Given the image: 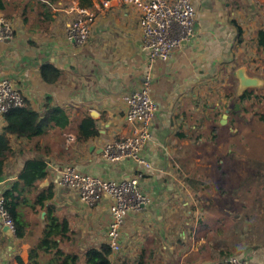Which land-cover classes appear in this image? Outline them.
<instances>
[{"label": "crops", "instance_id": "1", "mask_svg": "<svg viewBox=\"0 0 264 264\" xmlns=\"http://www.w3.org/2000/svg\"><path fill=\"white\" fill-rule=\"evenodd\" d=\"M101 1L90 0L87 8L94 11L95 20L88 41L80 47L66 39L78 0H2L0 10L14 29L10 41L0 42V76L40 116L51 108L65 114L63 127L51 123L33 137L10 136L13 154L5 164L11 170L0 178V194L16 180L26 159L43 160L47 176L39 189L53 187L52 212L67 222L69 239L74 237L81 255L77 264H86L89 249L107 245L110 201L104 196L94 207L86 206L74 191L57 186V171L71 165L83 175L114 181L143 174L134 163L110 164L102 155L106 144L131 133L122 97L139 89L146 73L141 15L117 0H106L107 7ZM193 2L201 18V34L152 67L151 96L157 111L151 140L142 150L151 169L140 180L149 203L126 216L120 250L108 257L110 264H217L233 256L264 264L263 250L249 251L244 242L237 248L228 232L225 235L227 224L223 226L220 217L228 215L230 179H217L222 187L216 190L209 180L180 175L183 154L194 151L197 159L203 138L210 137L216 108L223 109L221 122H225L228 102L252 89L239 90L237 70L264 81L256 70L259 66L252 63L254 54L264 56L257 45V32L264 30V0ZM42 70L50 78L54 71L59 76L44 81ZM86 118L94 121L97 135L80 140L79 127ZM4 126V119L0 120V133ZM204 187L211 193H203ZM216 201L222 202L221 213L212 210ZM206 211L212 225L204 223ZM189 214L192 226L186 222ZM44 215L40 213L42 221ZM31 229L23 239L1 231L0 264H19L18 258L28 264L29 250L39 241ZM201 229L216 235L209 238ZM39 257V264H47L40 253Z\"/></svg>", "mask_w": 264, "mask_h": 264}, {"label": "built area", "instance_id": "2", "mask_svg": "<svg viewBox=\"0 0 264 264\" xmlns=\"http://www.w3.org/2000/svg\"><path fill=\"white\" fill-rule=\"evenodd\" d=\"M140 11V27L143 37V50L147 53L146 73L139 89L122 97L126 104L125 121L131 133L106 144L103 158L110 164L129 161L143 174L151 169V164L142 157L143 148L151 140V124L157 105L151 96L152 67L156 61H167L181 48V43H189L202 32L199 11L193 0H117ZM101 6L107 7L106 0ZM76 15L66 29V39L72 46H83L88 41L95 20L93 10L77 4ZM14 29L0 11V42L10 41ZM23 106L21 94L12 83L0 76V120L13 109ZM47 165V164H46ZM57 186L74 191L80 201L94 207L104 196L109 203V224L107 238L111 254L120 250V235L126 216L140 211L149 203L148 197L140 188L143 174L121 180H104L79 173L71 165L57 171ZM3 193V192H2ZM0 194V226H7L15 233L14 224L4 207ZM227 264H251L243 257L233 256Z\"/></svg>", "mask_w": 264, "mask_h": 264}, {"label": "rangeland", "instance_id": "3", "mask_svg": "<svg viewBox=\"0 0 264 264\" xmlns=\"http://www.w3.org/2000/svg\"><path fill=\"white\" fill-rule=\"evenodd\" d=\"M253 57L252 63L255 62V65L259 66L256 70L264 75V56L258 57L254 54ZM248 92L252 95L245 100L232 98L230 103L228 102L224 123L221 122L223 109L216 108L217 116L212 123L213 129L209 132L210 137L203 138L200 135L204 142L202 147L200 146L197 159L194 151L183 154L185 157L181 163L180 175L185 178L209 180L215 189L222 187L221 181L216 183L217 179L229 178L228 215L220 217L225 221L223 226L227 224V227L224 226L225 235L226 232L229 233L227 235L231 238V244L236 243L237 248L244 242L249 251L264 252V82L261 87ZM221 93V89L216 90V101ZM7 169L10 172L9 165L5 168L6 171ZM202 192L209 194L211 189L204 187ZM204 203L205 201L202 202ZM212 210L221 213L222 202L216 201ZM206 216H203L204 223L212 225L207 211ZM25 217L32 228L33 238H40L42 227L40 214H26ZM192 218V214L186 218L190 226L193 225ZM204 231L201 229L199 232ZM206 234L209 238L216 235L214 232ZM70 239L61 241V250L67 251V254L69 251L72 256L81 257L74 247V237L70 236ZM2 245L4 243H1Z\"/></svg>", "mask_w": 264, "mask_h": 264}, {"label": "trees", "instance_id": "4", "mask_svg": "<svg viewBox=\"0 0 264 264\" xmlns=\"http://www.w3.org/2000/svg\"><path fill=\"white\" fill-rule=\"evenodd\" d=\"M49 1L53 3L57 0ZM78 1L82 7L87 8L91 5L90 0ZM2 7V0H0V10ZM257 45L264 53V30L257 32ZM48 74L44 70L41 71L44 81L52 82L59 76L55 71L53 78H50ZM251 95L252 93L246 92L239 100H245ZM64 115L60 109L51 108L43 116H40L30 108L24 99L21 108L10 110L4 116L5 126L0 133V178L4 174L6 161L13 154L10 147V136L17 138L33 137L40 134L45 125L51 123L63 127ZM96 135L94 121L90 118L83 120L79 127V139L87 140ZM46 176L47 165L43 160L26 159L16 180L2 193L4 207L13 221L16 239H23L29 233L30 224L25 217L26 214L45 213L39 241L29 250L28 264H39V253L43 258H46L47 264H77L79 256L67 254L65 250L60 248L61 241L69 240V229L66 221H59L53 215V206L51 205L54 198L53 187L50 185L44 189H39V183ZM110 255L111 250L108 245H101L99 249H89L85 253L86 264H110L108 260ZM17 261L22 264L19 258ZM217 264L227 263L220 262Z\"/></svg>", "mask_w": 264, "mask_h": 264}, {"label": "water", "instance_id": "5", "mask_svg": "<svg viewBox=\"0 0 264 264\" xmlns=\"http://www.w3.org/2000/svg\"><path fill=\"white\" fill-rule=\"evenodd\" d=\"M185 45H187L186 42H182L181 43V47H184ZM236 78L239 80V90H241L242 92L245 89H249V88H259L262 86V83L264 82L263 80L260 79V81L256 78H248L246 77L244 70L241 68L239 70H237L236 74H235ZM226 119V114L223 115V120L225 121ZM224 123V122H222ZM1 231L8 236L9 238H14V233L11 231V229L7 226H2Z\"/></svg>", "mask_w": 264, "mask_h": 264}]
</instances>
